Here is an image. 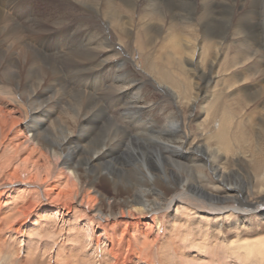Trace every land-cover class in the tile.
I'll return each instance as SVG.
<instances>
[{"label":"bare ground","instance_id":"obj_1","mask_svg":"<svg viewBox=\"0 0 264 264\" xmlns=\"http://www.w3.org/2000/svg\"><path fill=\"white\" fill-rule=\"evenodd\" d=\"M62 1L86 12L89 20L99 23L100 32L109 23L116 37L110 40L105 33L102 41L90 39L94 44L89 52L72 62L82 69L76 73L85 71L88 78H97L120 62L131 70L116 69L113 81L106 78L102 84L94 79L78 83L87 93H78L83 96L78 121L90 122L88 131L81 128L80 135L58 139L49 134L52 122L47 124L43 118L48 91L41 86L24 95L30 106L26 126L33 132L31 144L18 129L13 131L19 123L14 112L0 107V264L46 261L40 262L37 248L27 250L22 245L25 229L30 237L65 236L71 247L66 251L56 245L52 260L56 264H93L87 258L78 261L93 251L99 256L98 264H155L154 254L165 250L175 264H188L185 260L205 264L214 256L223 258L222 264L233 258L264 264V0L166 1L170 27L165 39L171 50H162L160 56L152 50L166 19L156 9L139 17L146 27L133 39L131 26L141 0ZM1 9L0 37L13 39L14 46L29 45V55L35 59L53 49L60 54L66 46L46 48V39L62 35L75 44L88 33L96 37L95 28L96 32L91 27L77 28L64 23V18L52 21L51 29L37 17L23 20L19 14L17 20L19 11L14 13L13 6ZM190 22L198 26L193 32L186 29ZM133 41L146 65V83L154 89L171 93V88H182V79L176 81L173 75L177 72L187 79L191 71L186 65L193 64L192 70L201 75L199 90L207 93L220 79V92L215 91V98L204 106L203 100L171 102V118L166 111L160 116L159 106L133 93L144 86L136 78L138 66L126 57L127 52H115V46L131 47ZM112 52L114 62L107 56ZM47 68V76L60 74L57 62L51 61ZM255 82L260 90L248 93ZM185 84L182 96L187 92ZM82 137L88 140L85 147ZM75 141L79 143L74 147ZM153 148L163 151L167 167L158 165L159 155L148 152ZM50 149L67 151L54 168ZM176 165H182L185 173ZM235 176L241 183L230 185ZM101 184L110 185L114 193L113 203L105 208L98 203L105 198ZM78 207L92 226L87 237L79 227L84 216H79ZM69 216L74 218L70 227L65 222Z\"/></svg>","mask_w":264,"mask_h":264},{"label":"rangeland","instance_id":"obj_2","mask_svg":"<svg viewBox=\"0 0 264 264\" xmlns=\"http://www.w3.org/2000/svg\"><path fill=\"white\" fill-rule=\"evenodd\" d=\"M10 1L11 0H2V1L0 0V4H1L0 10H2L1 8H3L5 5H10L11 7L13 6L14 13H17L19 11V13L17 14V20L19 19V14L22 15L23 20H26L25 18H28L30 16H32L33 18L37 17L39 19H42L43 24L47 25L49 23L50 24L49 28H51V29L53 27L51 25L52 21H54V20L61 21L60 19H63V18H64L63 20L65 21L64 23H66V24H69V25L70 24H72V25L76 24L75 27H77V28L91 27L93 29V31H95L94 28L96 29L97 25L99 24L98 22H95L94 20H89V18H87V16H86L87 15L86 12L80 10L79 7L78 8L75 7L73 3L67 7V4L62 0H14L13 2H10ZM93 1H100V0H93ZM166 1H168V0H141V4L138 7L137 13L134 14V22H135V23H133L134 26L133 25L131 26V32L133 34V39L135 41L136 38L138 39V37L141 34H143L142 30H144L146 27L143 24V22L139 21V17L143 16L147 11L149 12L152 9L153 10L156 9L160 13V15H162L163 21H165L164 18L166 19V23L162 25L163 31H162L161 36L160 37L156 36V40L154 42L155 45L153 44L154 51L152 50V52L157 53L156 51H158L159 53H157V56L161 55L162 50L168 49L171 46L170 43H168L169 40L165 39L168 37L167 35L169 33L168 30L170 27V24H169L170 19L167 18L165 15V14H167L166 10L168 9L167 5L169 3V2L167 3ZM223 1L225 2V0H223ZM150 3H151V6H150ZM23 17H25V18H23ZM175 22H177V21H175ZM105 23H106V25L103 26V32H100L99 30L96 29L97 30V32L95 31L96 37H94L90 33H88L85 39L82 38L79 42L77 41L75 44H70L72 41L70 38H68L69 40L65 37L60 38V36H62V35L55 37L56 40L54 38L51 40L46 39L45 40L46 48H49L47 46H50V48H53V47H55V45H57V47H60L61 43H63V46H64V44H66V46H64L65 50L62 49V52L60 54H58L59 50L53 49V50H50V52L45 51L46 54L44 52V56H41L40 59L39 58H36V59L32 58L31 57L32 55H29L31 53L30 49L28 48L29 45H27V44L19 45L20 47L14 46L15 41L13 39L5 40L4 38L0 37V107L14 112L13 116L19 121V123L13 128V131L18 129L20 131V135H22L26 141H29L30 144H31V141L33 140V132L31 131L32 130L31 128L26 126L30 106L27 105L24 98H25V96H28L33 91H35V89L37 88L36 86H39V87L41 86L44 90L48 91V94L44 99L45 103H43L47 112H46L45 117H43V118L47 119V121H48L47 124L52 122L50 124L49 129H48L49 134L54 135V137H57L58 139H61V138L65 137L69 134H71V135H80L81 133L83 134V132L85 133L86 131H88L87 128L90 127L89 121H87V120H85V122L82 121L81 124H80V121H78L79 116H80V112H79L80 103H81L80 98L83 97L78 93L87 94L85 89H84L85 86H83L85 84V82L86 83L89 81L92 82L94 79L98 83L102 84V82L106 78L108 80L112 79L110 81H113L114 76H117V70L116 69L124 70V71H130L131 70L130 69L131 67H129L127 63L120 62L119 63L120 65H117L118 67L115 65L109 67V69H107L105 72L100 74V76L97 78H88L87 77L88 74L85 71L76 73L78 70H82V69L78 68L75 65V63H72V62L78 61L75 58H78V56H83L85 53L89 52L90 47H92L94 44V42H91V40L96 41L97 39H100L99 41H102V36H105V33L109 36L108 38L110 40H111V38L113 40L116 39V37H114L115 32L112 31L111 25H109V23H107V22H105ZM190 24L191 25H189L186 29H188V31H189L190 29L192 30L195 27L194 28V31H195L197 24L195 22H190ZM92 29H90V30H92ZM191 30H190V32H193V30L192 31ZM88 31H89V29H88ZM193 35H195V34L191 33V36L193 38L198 36L197 33H196L195 37ZM0 36H2V35L0 34ZM57 38H59V39H57ZM134 41H133V44L131 47H128V45H125V46H123V49H122V47L120 48L119 45L115 46L114 47L115 52H119V53L127 52V54H125V55H127L126 57H128V56L131 57L132 60L134 61V63L138 66V68H135L136 78L139 81H141L144 84V86L141 87L140 89L135 88L133 93L135 96H140V98H142L144 101H146V103H153V104L159 106L160 109L157 110V114H159L160 116L163 114V111H166L167 115H169V117H170V114H169L170 111H172V112L174 111V107L172 106L173 103H171V102L183 100V101H185L186 104H188L189 102L192 103L194 100H196V101H199V100L202 101L203 100L204 101L203 106H204L206 104V101L211 102L215 98V96L213 97V95L215 94V91L220 92V91H218V88L221 87L220 86V83H221L220 79H219V81H217L211 85V87L208 89L207 93H202L199 90L198 85H196V84L198 83L201 85L200 80H198L201 78V75L200 74L196 75L197 69H195L194 71L192 70V69H194L193 64H187L186 65L188 70H190L191 72L193 71L192 73L191 72L188 73L189 77H187V79L189 78V80L184 79L185 77L182 74L177 73V72H175L173 75L176 81L177 80L179 81L180 79H182V80H180L182 88H178V89L177 88H171L170 89L171 93H167V91H165L164 88L154 89V86H151L150 83H146V80H148V78L146 77V74L148 72L145 70L146 65H144V61H143L142 57L140 56V51L134 45ZM115 42H117V41H115ZM33 43H35V42H33ZM107 56L110 58L109 60L112 62H114L116 59V56L113 57V52ZM123 57L126 58L125 56H123ZM27 59H28V61H27ZM51 61L57 62V65L59 64V67L61 66V69H59L60 74L55 76V77L47 76V74H46L47 69H48L47 66L51 63ZM63 63L65 66L63 65ZM23 64L25 65L24 67L22 66ZM199 66H201V64ZM201 72H202V69H201ZM190 74H192V75H190ZM244 75H246L245 77L252 78V75H250L248 73H244ZM179 76H183V77L181 78ZM222 76L224 77V75H221L220 77H222ZM190 78H191V80H190ZM9 79H12L13 81H7ZM255 79L260 80L262 78L256 77ZM182 81H185L186 84H185V82H182ZM249 82H251V81H249ZM78 83L80 85L83 84L82 85L83 87L78 85ZM183 83L185 85H187V87H188L185 96H182L183 89L186 87V86H184V88H183V85H184ZM257 84H258V82H255L253 84L251 83V86H254L255 88L250 87L248 93L251 91V93L257 94V91L260 90L257 88V86H255ZM199 93H200V95H199ZM167 94L169 96L174 94L175 97L173 96L172 99L170 100L169 96ZM208 96H210V97H208ZM181 97H183V98H181ZM173 99H174V101H173ZM12 100H14L15 102L17 101L16 105H14V102L12 103ZM17 104H19L20 107ZM18 111H20V112H18ZM80 125L83 127H80ZM85 126H86V128H85ZM81 128L83 129V132H82ZM81 140H82V141H80L81 145H83L85 147L88 144V140L86 138L83 139V137ZM78 143L79 142L75 141L72 146H74V145L76 146ZM38 147H40V146H38ZM132 147H133V149L139 150V148L134 146V145H132ZM58 151L59 150H57V152H54L53 149H50V151H49L50 152L49 159L51 161V166L53 168L56 166V164L59 165V163H60L58 157L66 156V154H67V151H65V150H61L59 152ZM148 152L152 153L153 155L156 154V156L159 155L156 157L158 165L162 166V167H167L166 166L167 161L164 159L165 158V157H163L164 153L161 149H159V148L154 149L153 148V149H149ZM86 156L90 157L91 156L90 152L86 153ZM176 170H178L182 173H185V171H186L182 165H176ZM76 183L81 184L80 181H77ZM240 183H241L240 178L239 177L237 178L236 176L233 177L232 180L229 182L230 185H238ZM99 187H100L101 191L103 192V194L105 195V198H104V201H100L98 203L103 208H105L108 203H113L114 193H113L111 186L108 184H101ZM252 191L254 192L255 190L252 189ZM44 207L45 208L47 207V209H50L48 206H44ZM79 209H81V208L78 207V210ZM81 212L83 213L82 209L79 212L80 215L79 214L78 215L84 216V217H82V219L83 218L85 219L86 214L85 213L82 214ZM71 216H69L68 218L65 219V222H67L68 227H70L69 225H71L73 223V220H74V218H72ZM82 219L79 220V223H80L79 227L84 229V231H83L84 235H82V236L87 237L89 235V232L91 231L92 226L89 227L90 225H87L85 220L83 219V221H82ZM67 224L65 226L66 228H67ZM47 225L51 226L52 223H47ZM28 233H29L28 229H25V234H24L25 237L23 239H21L22 245L25 246V248L27 250L29 248H31V250L33 248H35V251H36V248H37L38 254L40 253V257L41 256L43 257V258L41 257L40 262H43L46 260L42 264H56V263L52 262V260L54 259V256H55L54 252L56 251V245L59 248L63 247L66 251L71 247L69 243L65 242V240H64L65 236H58V238L53 239V238H48V237H43V236L41 237L39 235H33L32 236L33 238H32V237H30V235ZM37 236L39 237L38 239L35 238ZM44 238H46V239H44ZM15 240H16L15 244H17V246L20 245L19 244V241H20L19 238H16ZM12 242H14V241H12ZM31 244H33V245H31ZM26 245H27V247H26ZM195 252H197V250H195ZM66 253H68V252H66ZM91 253H89V255L86 254V256L81 255L80 258L79 259L76 258V260L78 259V261H83V258L84 259L87 258L88 261L90 260L91 263L93 262V264H96V263L98 264L99 263V256L94 251ZM160 253L163 256L158 257V254H160ZM167 255L170 256V251L165 250L163 254H162V252H159V253L157 252L156 254H154L153 258H156L155 264H157V263L161 264L160 262H162L163 264H175L174 259H171V261H170V257H168ZM216 255H220V254L217 252ZM38 257H39V255H38ZM163 257H164V261H162ZM92 258H94V259H92ZM171 258H172V256H171ZM217 258H216V256H214V257H212V259L214 261L210 259L211 261H206V262L203 261V263H205V264H216L215 261H219V263L217 262V264H222L223 258H220L221 262ZM233 259L230 260L231 262H229V264H234V263H236V264H252L251 260L245 261L244 263H240L237 260H236L237 262H235V259L234 260ZM38 260L39 259H37V261H35V263H33V264H38L39 263ZM96 261H98V262H96ZM189 261L185 260L183 262H188V264H189V263H191ZM36 262H38V263H36ZM39 264H41V263H39Z\"/></svg>","mask_w":264,"mask_h":264}]
</instances>
